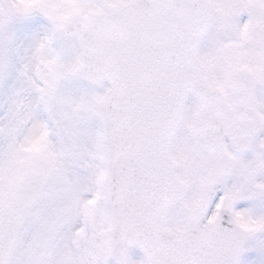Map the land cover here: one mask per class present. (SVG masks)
I'll return each instance as SVG.
<instances>
[{"label":"snow or ice","instance_id":"6c2138e0","mask_svg":"<svg viewBox=\"0 0 264 264\" xmlns=\"http://www.w3.org/2000/svg\"><path fill=\"white\" fill-rule=\"evenodd\" d=\"M0 264H264V0H0Z\"/></svg>","mask_w":264,"mask_h":264},{"label":"rangeland","instance_id":"374dc122","mask_svg":"<svg viewBox=\"0 0 264 264\" xmlns=\"http://www.w3.org/2000/svg\"><path fill=\"white\" fill-rule=\"evenodd\" d=\"M45 24L46 21H44L43 18H37L32 25L33 31L42 33ZM68 87L71 88L73 91H80L90 88V85H88L82 80H74L70 82ZM249 255L257 256L256 253H250ZM132 256L134 259H139L142 256V254L139 249H134L132 252ZM257 259L259 260V257H257Z\"/></svg>","mask_w":264,"mask_h":264}]
</instances>
